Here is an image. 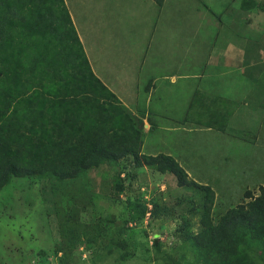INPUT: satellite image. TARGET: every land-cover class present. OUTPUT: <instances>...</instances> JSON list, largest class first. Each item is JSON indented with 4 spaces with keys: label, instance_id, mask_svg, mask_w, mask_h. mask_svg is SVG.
<instances>
[{
    "label": "rangeland",
    "instance_id": "rangeland-1",
    "mask_svg": "<svg viewBox=\"0 0 264 264\" xmlns=\"http://www.w3.org/2000/svg\"><path fill=\"white\" fill-rule=\"evenodd\" d=\"M138 1L140 6L145 4V0ZM201 1L170 0L171 6L185 9L186 18L195 21L194 27L202 21L197 12L198 4H204ZM228 1L235 11L221 12L219 18L204 22L206 33L220 23L218 39L215 31L212 37L215 45H223L222 37L231 32L234 41L246 32L241 24L244 13L239 11L244 0ZM252 1L264 5V0ZM83 2L74 0L79 9ZM88 13L93 17L96 11ZM115 19L132 26L125 29L137 24L126 15H115ZM261 25L255 32L258 35L252 32L250 38L253 46L264 50V23ZM248 37L236 44L248 42ZM260 62L262 70L264 58ZM207 96L211 95L201 94L192 101L186 123L164 117L156 123L159 130L149 135L144 128L143 133V154H148L145 142L163 140L155 151L177 155L186 170L191 166L189 178L198 186H181L175 175L137 166L133 157L107 162L72 179L14 177L0 192V264H210L196 252L186 232H200L207 207L210 220L217 224L229 211L245 208L262 195L264 132L260 139L252 131L244 134L238 120L231 133L218 132L212 122L220 114H207L208 106L201 107ZM164 103L163 111L170 112L178 100ZM175 127L179 129L172 130ZM201 186L210 187L212 193ZM246 248L248 264H264V244L252 242Z\"/></svg>",
    "mask_w": 264,
    "mask_h": 264
},
{
    "label": "trees",
    "instance_id": "trees-1",
    "mask_svg": "<svg viewBox=\"0 0 264 264\" xmlns=\"http://www.w3.org/2000/svg\"><path fill=\"white\" fill-rule=\"evenodd\" d=\"M203 104L212 114L226 103L207 96ZM143 133L144 123L93 72L65 0H0V192L14 177L72 179L127 157L198 186L173 156L143 154ZM206 212L200 232H186L196 252L210 264H248L247 245L264 244V190L217 224Z\"/></svg>",
    "mask_w": 264,
    "mask_h": 264
},
{
    "label": "crops",
    "instance_id": "crops-1",
    "mask_svg": "<svg viewBox=\"0 0 264 264\" xmlns=\"http://www.w3.org/2000/svg\"><path fill=\"white\" fill-rule=\"evenodd\" d=\"M65 1L93 72L144 123L145 133L150 135L159 130L156 123L164 117L174 123H186L192 101L199 93H205L225 100L226 104L212 111L215 115L228 113L227 124L217 129L218 132L227 135L235 130L233 123L238 120L244 134L252 131L255 137L261 138L264 132V79L261 74L264 69H259L262 63L258 61L264 58V50L253 46L250 37L257 36L256 30L264 23L263 4L245 6V2L241 3L239 11L244 13L245 20L241 23L246 31L244 36L238 35L234 41V32H231L222 37L223 45H215L212 37L215 31L218 39L220 23L214 24L215 30L207 34L204 22L210 17L219 18L221 12L235 11L228 0L221 4L202 0L200 3L204 4H198L200 8H197L201 15L198 19L202 21L195 27L192 23L195 21L186 18L185 9L171 6L170 0H165L162 6L154 0H145L142 6L138 5V0H85L82 9L74 0ZM155 8L158 10L152 12ZM89 11H96V14L92 17ZM115 15L129 16L137 24L133 29H125L132 26L119 23ZM247 36L248 42L236 44ZM252 75L255 77H249ZM167 100H178L175 110L163 111ZM154 135L159 137L157 133ZM154 139L149 145L145 142V152L153 156H173V153L155 151V146L163 140L155 142ZM175 158L181 165L177 155ZM190 170L186 171L191 176Z\"/></svg>",
    "mask_w": 264,
    "mask_h": 264
}]
</instances>
